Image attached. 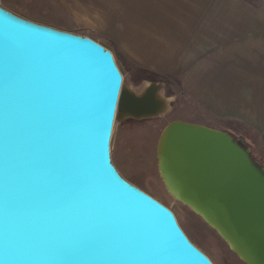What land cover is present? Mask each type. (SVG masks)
<instances>
[{
  "label": "water",
  "instance_id": "95a60500",
  "mask_svg": "<svg viewBox=\"0 0 264 264\" xmlns=\"http://www.w3.org/2000/svg\"><path fill=\"white\" fill-rule=\"evenodd\" d=\"M162 89H127L111 48L0 1V264H214L112 161L117 123L169 111ZM156 158L176 202L243 264H264V164L251 147L177 120Z\"/></svg>",
  "mask_w": 264,
  "mask_h": 264
},
{
  "label": "crops",
  "instance_id": "0c3cea01",
  "mask_svg": "<svg viewBox=\"0 0 264 264\" xmlns=\"http://www.w3.org/2000/svg\"><path fill=\"white\" fill-rule=\"evenodd\" d=\"M1 2L29 21L94 40L118 30L114 7L134 4L130 0ZM136 5L152 8L141 12V34L137 38L129 30L121 34L137 44L134 54L141 61V81L147 83L151 73L175 84L199 110L201 120L195 124L246 134L256 159L264 164V3L148 0ZM120 69L125 80L133 82L135 69L124 62ZM122 143L116 133L114 152Z\"/></svg>",
  "mask_w": 264,
  "mask_h": 264
},
{
  "label": "rangeland",
  "instance_id": "374dc122",
  "mask_svg": "<svg viewBox=\"0 0 264 264\" xmlns=\"http://www.w3.org/2000/svg\"><path fill=\"white\" fill-rule=\"evenodd\" d=\"M145 1L148 2V0ZM145 1L130 0L134 4L126 7H114L112 9L113 16L115 27L118 30L109 34L116 36H102L95 41L102 42L111 48L119 67L120 62H124L125 65L135 69L133 82L125 80L127 89L133 92H142L150 83L163 84L161 94L165 98L171 99V102H169V111L162 117L140 121L128 118L115 125L114 135L120 133L123 143L117 152H114L112 145L113 164L127 181L168 205L192 243L206 254L214 264H243L214 230L189 208L172 198L160 178L156 152L159 137L164 128L173 121L194 123L193 121L201 120V118L198 116L200 115L199 110L181 94L180 89L175 84L170 85V82L165 78L151 73L147 76V79H150L147 83L141 81V61L134 54L137 52V44L131 39L129 43L121 33L129 30L131 37L135 38H137V34H141V12L152 8L136 5V3L144 4ZM251 1L255 4L264 3V0ZM105 9L108 11V19L109 8ZM103 34L106 35V33Z\"/></svg>",
  "mask_w": 264,
  "mask_h": 264
},
{
  "label": "trees",
  "instance_id": "16d2710c",
  "mask_svg": "<svg viewBox=\"0 0 264 264\" xmlns=\"http://www.w3.org/2000/svg\"><path fill=\"white\" fill-rule=\"evenodd\" d=\"M234 138H236L237 140H240L241 142H243V144H245L246 146L251 147V144L249 143L250 138H248V136L244 133H238V132H229ZM253 156L255 157V155L253 154ZM256 159V157H255ZM257 160V159H256Z\"/></svg>",
  "mask_w": 264,
  "mask_h": 264
},
{
  "label": "flooded vegetation",
  "instance_id": "af4514ba",
  "mask_svg": "<svg viewBox=\"0 0 264 264\" xmlns=\"http://www.w3.org/2000/svg\"><path fill=\"white\" fill-rule=\"evenodd\" d=\"M2 4V3H1ZM3 6V5H2ZM4 7V6H3ZM5 9H7L6 7H4ZM8 10V9H7ZM8 11H10V10H8ZM11 12V11H10ZM13 13V12H12ZM142 190V189H141ZM143 191V190H142ZM143 192H145V191H143ZM146 193V192H145ZM146 194H148V193H146ZM149 196H151L150 194H148ZM152 198H154L155 200H157L158 202H160V203H162L161 201H159L158 199H156L155 197H153V196H151ZM164 206H166L167 208H169L170 210H172L168 205H166L165 203H162ZM173 211V210H172ZM175 214V213H174ZM186 234V233H185ZM188 237V236H187ZM188 239H189V237H188ZM190 240V239H189ZM191 241V240H190ZM191 243H192V241H191ZM193 244V243H192ZM197 247V246H196ZM198 248V247H197ZM199 249V248H198Z\"/></svg>",
  "mask_w": 264,
  "mask_h": 264
},
{
  "label": "built area",
  "instance_id": "2783aa9c",
  "mask_svg": "<svg viewBox=\"0 0 264 264\" xmlns=\"http://www.w3.org/2000/svg\"><path fill=\"white\" fill-rule=\"evenodd\" d=\"M112 145H113V138H112V142H111V157H112Z\"/></svg>",
  "mask_w": 264,
  "mask_h": 264
}]
</instances>
